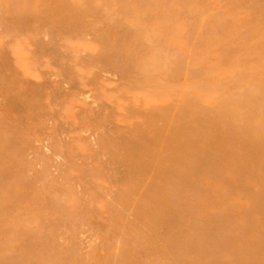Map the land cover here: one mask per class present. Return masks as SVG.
<instances>
[{"label":"rangeland","instance_id":"rangeland-1","mask_svg":"<svg viewBox=\"0 0 264 264\" xmlns=\"http://www.w3.org/2000/svg\"><path fill=\"white\" fill-rule=\"evenodd\" d=\"M0 264H264V0H0Z\"/></svg>","mask_w":264,"mask_h":264}]
</instances>
